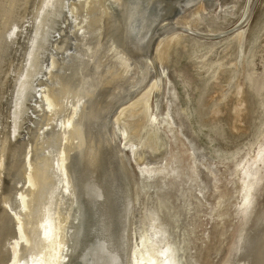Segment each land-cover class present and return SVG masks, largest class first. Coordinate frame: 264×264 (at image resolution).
I'll return each instance as SVG.
<instances>
[{
  "label": "bare ground",
  "instance_id": "obj_1",
  "mask_svg": "<svg viewBox=\"0 0 264 264\" xmlns=\"http://www.w3.org/2000/svg\"><path fill=\"white\" fill-rule=\"evenodd\" d=\"M194 1L0 0V264H69L66 241L87 220L121 245L115 250L120 264L119 253L129 237H137L138 224L136 204L120 187L124 181L130 186V179L111 125L122 121L131 101L146 114L151 110L157 79L145 89L151 71L156 76L158 70L153 55L165 39L157 40L160 31L174 22L186 24L187 17L178 19ZM203 1L200 9L214 2ZM161 3L170 4L164 10ZM199 8L193 13H201ZM166 40L162 65L168 64L173 37ZM66 50L74 54L64 62ZM74 65L85 72L70 82ZM176 88L170 116L182 129L186 123ZM53 105L62 109L54 111L56 121ZM118 107L121 115H113ZM154 237H138L133 264H172L171 250L158 247ZM99 253V262L92 251L85 264H108L104 243Z\"/></svg>",
  "mask_w": 264,
  "mask_h": 264
},
{
  "label": "rangeland",
  "instance_id": "obj_2",
  "mask_svg": "<svg viewBox=\"0 0 264 264\" xmlns=\"http://www.w3.org/2000/svg\"><path fill=\"white\" fill-rule=\"evenodd\" d=\"M202 2H192L178 16L187 17L186 24L177 25L176 17L173 27L160 31L157 40L165 39L153 55L158 70L156 76L151 71L145 89L157 79L150 112L129 102L139 90L124 100L130 111L111 125L130 179V186L124 181L120 187L136 204L138 224L137 237H129L119 253L120 264H133L134 243L146 233L156 237L152 242L158 247L171 250L172 264L181 258L183 264H264V0H214L200 9ZM161 4L165 10L170 3ZM198 8L201 13H193ZM167 37L173 41L168 64L162 65ZM72 54L64 51L62 60ZM84 72L74 65L67 79ZM174 88L185 129L168 116ZM75 230L66 241L69 264H85L92 251L99 262L102 243L111 255L107 263L116 264L121 245L108 241L98 223L87 220ZM44 250L51 257L50 245Z\"/></svg>",
  "mask_w": 264,
  "mask_h": 264
},
{
  "label": "flooded vegetation",
  "instance_id": "obj_3",
  "mask_svg": "<svg viewBox=\"0 0 264 264\" xmlns=\"http://www.w3.org/2000/svg\"><path fill=\"white\" fill-rule=\"evenodd\" d=\"M169 114H170V111H168V116H169ZM151 119H152V117H151ZM172 119V118H171ZM172 121V120H171ZM175 123V122H174Z\"/></svg>",
  "mask_w": 264,
  "mask_h": 264
}]
</instances>
